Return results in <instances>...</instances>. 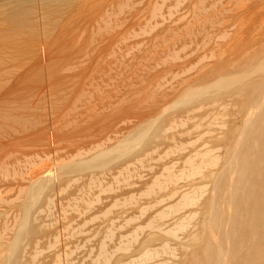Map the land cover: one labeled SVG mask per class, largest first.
<instances>
[{
    "label": "rangeland",
    "instance_id": "1",
    "mask_svg": "<svg viewBox=\"0 0 264 264\" xmlns=\"http://www.w3.org/2000/svg\"><path fill=\"white\" fill-rule=\"evenodd\" d=\"M73 2L58 94L0 108V264H264V0Z\"/></svg>",
    "mask_w": 264,
    "mask_h": 264
},
{
    "label": "bare ground",
    "instance_id": "2",
    "mask_svg": "<svg viewBox=\"0 0 264 264\" xmlns=\"http://www.w3.org/2000/svg\"><path fill=\"white\" fill-rule=\"evenodd\" d=\"M7 1L8 0H0V108L5 107V104H3L4 102L7 103L8 101H15L21 98H55L60 87L58 75V73L60 72H57L58 68L56 66V63L57 60H60L58 59V56L62 52L61 41H65L64 39L67 36L72 35L73 30L71 29V13L74 0H36V2L32 4V6L24 9L20 5H24L26 2L23 3L22 1H20L18 2V5L21 9L18 10V8L11 7L10 10L13 9L12 12L5 10V7L7 6L6 4H8ZM62 13H65L66 16L63 17L64 15H62ZM261 70L264 71V66ZM260 86L262 85H259V87ZM254 100L259 105L260 101L258 100V98ZM262 100L264 101V99ZM25 108L26 107L23 106L20 107L21 110H24ZM253 110L254 113H256L255 109ZM4 112H7V110H4ZM251 112L253 111L251 110ZM252 134L253 133H251V135ZM244 138H247V136H245ZM252 139L253 138H251V140ZM254 141L255 140L253 139V143L256 142ZM252 146L254 147V145ZM257 149L258 148L256 147L255 149L251 150L249 156L252 157V155H256ZM245 165L246 167H248V163H246V161ZM247 171H250V169L247 168ZM247 171L244 166V168L240 170L241 177L239 174L241 182H243L244 184H247L252 177L251 172ZM247 200L250 201L251 198H248ZM210 230H212V228H210ZM216 235L213 236L217 237ZM224 236L226 237L227 235L225 234ZM223 239L220 241L222 242ZM220 241H218L219 243H217V240L216 242L214 241L215 243H217L215 245L217 249L213 247H207L203 249V259L205 260L204 264H212L213 260H219V258L217 257L216 259H214L215 253H217L216 255H226L223 254V252H226L223 251L224 243H221ZM227 243L228 241L226 242V244ZM211 246L213 245L211 244ZM227 248L225 250H227ZM226 261L223 262V264L226 263Z\"/></svg>",
    "mask_w": 264,
    "mask_h": 264
}]
</instances>
